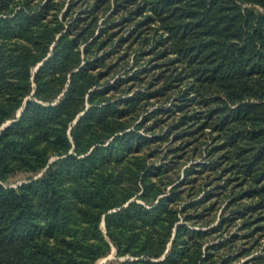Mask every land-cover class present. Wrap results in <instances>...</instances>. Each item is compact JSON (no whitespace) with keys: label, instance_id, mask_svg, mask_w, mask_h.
<instances>
[{"label":"trees","instance_id":"16d2710c","mask_svg":"<svg viewBox=\"0 0 264 264\" xmlns=\"http://www.w3.org/2000/svg\"><path fill=\"white\" fill-rule=\"evenodd\" d=\"M111 254L264 264V0H0V264Z\"/></svg>","mask_w":264,"mask_h":264},{"label":"water","instance_id":"95a60500","mask_svg":"<svg viewBox=\"0 0 264 264\" xmlns=\"http://www.w3.org/2000/svg\"><path fill=\"white\" fill-rule=\"evenodd\" d=\"M8 123H10V121ZM7 124H5L4 126H6ZM21 183H23V182H21ZM113 257H114V254H111L110 256L105 257L104 260H102L100 264H104L107 260L112 259Z\"/></svg>","mask_w":264,"mask_h":264},{"label":"rangeland","instance_id":"374dc122","mask_svg":"<svg viewBox=\"0 0 264 264\" xmlns=\"http://www.w3.org/2000/svg\"><path fill=\"white\" fill-rule=\"evenodd\" d=\"M197 160L199 161V160H201V158H199V159H197ZM21 181H22V180H19L18 182H21ZM18 182H17V183H18Z\"/></svg>","mask_w":264,"mask_h":264},{"label":"bare ground","instance_id":"6f19581e","mask_svg":"<svg viewBox=\"0 0 264 264\" xmlns=\"http://www.w3.org/2000/svg\"><path fill=\"white\" fill-rule=\"evenodd\" d=\"M102 260H104V259L99 260L98 264H100Z\"/></svg>","mask_w":264,"mask_h":264}]
</instances>
